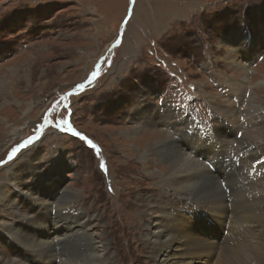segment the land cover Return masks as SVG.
I'll list each match as a JSON object with an SVG mask.
<instances>
[{
    "label": "rangeland",
    "instance_id": "374dc122",
    "mask_svg": "<svg viewBox=\"0 0 264 264\" xmlns=\"http://www.w3.org/2000/svg\"><path fill=\"white\" fill-rule=\"evenodd\" d=\"M0 80V160L33 138L0 167V187L17 206L0 195V220L17 224L33 213L34 222L42 213L32 209L51 211L45 224L66 239L55 244L62 253L89 243L71 231L76 221L88 226L94 245L109 247L116 264H152L147 241L133 231L143 214L135 197L172 199L178 190L160 175L168 160L145 154L149 137L163 140L159 129L172 145L191 147L198 161L218 152L216 159L229 163L223 147L204 149V136L192 127L226 122L227 153L239 152L238 137L264 159V138L256 133L264 135V0H0ZM144 128L150 132L142 136ZM209 169L223 180L217 164ZM231 176L241 185L249 179L240 170ZM230 191L239 198L233 185ZM62 204L72 214L64 221L58 218L68 215L57 217ZM81 211L84 217L75 214ZM5 233L0 222V252L11 257ZM57 254L38 256L49 264Z\"/></svg>",
    "mask_w": 264,
    "mask_h": 264
},
{
    "label": "bare ground",
    "instance_id": "6f19581e",
    "mask_svg": "<svg viewBox=\"0 0 264 264\" xmlns=\"http://www.w3.org/2000/svg\"><path fill=\"white\" fill-rule=\"evenodd\" d=\"M236 63V66L240 69H246L248 65V63L242 64V61H240V64L238 61H236ZM231 83L235 86L234 89H236V91L242 90V87L237 86L233 80H231ZM237 95L241 96L240 94ZM253 99H255V97ZM255 104V102L252 103L253 106ZM29 105V107H31L32 102ZM14 106V103H10L4 108L7 107L9 109ZM249 110L251 109L249 108ZM147 114L148 113H146V115ZM166 117L170 118L169 116ZM135 119H138L137 114ZM149 119L152 118L149 117ZM197 123L198 120L193 122V124ZM205 124L192 126L194 129L193 133L198 132L204 136L203 138L206 140V147L204 149L212 147L216 150H220L223 147V157L227 159V156L230 155L232 157H230L229 160L231 159L233 161L229 163L219 162L216 159L220 154L218 152L213 156H211L209 152L203 153L200 156L201 161H198L195 159L193 155L194 151L190 149L191 147H189V151H185L181 145H172L170 140L166 137L168 134L166 135L157 128L158 134L161 136L163 135V140L156 142L154 140L155 137H149L151 141L146 140L144 142L143 150L145 154L151 151V153L159 154L160 158L168 160V167H166V165L165 172L160 175L163 178V182L171 180L172 185L178 192L176 197L174 195L172 199L165 195H152V197L145 194L137 195L135 197V202L139 211L142 210L143 214H138V221L133 222V226H136V229L134 228L133 231L136 232L135 235L138 233L140 235L142 233V238L147 241L148 247L146 251L152 259L149 260L152 261V264H194L200 262L206 264H264V163H261L264 162V159L259 155L261 150H257V147L252 145L248 147V144L239 140L238 137H235L239 143V152L230 150L228 151L229 153H227L226 151L228 149H225L224 145L221 143L223 140L222 134L224 133L222 128L225 127V130L228 128L226 122H223L219 129L207 128ZM147 127L149 126L145 128ZM145 128L142 130V136L150 132ZM230 128L231 127H229V129ZM14 132L17 134L16 129H14ZM186 133L189 134L188 129L182 130V135ZM256 133L260 136L259 140L264 138L263 132L259 128L256 129ZM158 134H156L157 137H159ZM261 134L263 135L262 137ZM137 139L143 141L145 138L140 137ZM181 140H188V138L182 136ZM128 141L134 142L135 139L131 140L129 138ZM136 142L138 143V141ZM258 143L260 142H256V144ZM197 147H199V143L195 146V150L198 154L199 150ZM204 149H202V151ZM144 152H142V154H144ZM214 163L223 170V180L218 179L210 171L209 168L213 167ZM227 168L230 170H227ZM239 170L243 172V177L245 175L249 176L246 185H241L242 183L238 184L237 180H232L233 177L231 175ZM199 178L201 181H199ZM225 183L227 190L223 187ZM232 185L239 198L230 191ZM250 190L256 194L249 195L245 198L248 193H253ZM0 195L2 199L8 201L9 206L15 209L17 208L16 205L14 206L15 201L11 196H8V192H6L3 187H0ZM158 197L159 199L166 198V200L159 201V199H157ZM228 197H230V199ZM35 200L38 202L37 199ZM66 203L67 204L64 205L69 204L68 201ZM64 205L59 207L57 217H59V213L65 215L70 214L69 210L71 207L66 209L67 206L64 207ZM32 211L35 215L42 213L41 216L43 219L40 216L34 222H30L35 218V216H32L33 213H31V216L30 214L21 216L23 217L22 221H19L17 224L8 222L10 224L8 225L3 220H0L1 228L6 231L5 234H7L9 238V249L12 247L15 249V254L12 253L14 256L11 257H6L5 253H2V251L0 252L1 260L5 261L4 264H44L39 259L38 255L46 254L47 252L61 253L56 255L57 258H55L56 256L49 258L51 262L49 264H116L111 257L109 247L104 244L100 247L94 245L95 241L91 237L92 233L90 234L87 230L88 226L80 227L81 223L78 222L79 226L77 227L76 221L73 223L75 226L71 225V231H74L76 236L79 235L80 238L86 235L85 237L89 240V243L84 242L80 246H76V249H69L68 253H72L71 256L62 253L59 248H61L60 246L66 239L53 237L51 227H46L45 224L48 218L51 217V211L45 215L41 210L32 209ZM148 213L149 215H147ZM75 214L82 215L83 217L85 216L83 211L75 212ZM70 215L72 216V214ZM143 215H146L148 222H144L145 218ZM54 219L57 220L56 218ZM58 219L64 221V219L67 220L70 219V217L69 215L61 216ZM26 222L30 225H24ZM39 223H41V225H39ZM84 223H86L85 219ZM226 225H228L227 235L224 236V234H219L221 229H224ZM61 229H63V227H61L60 230ZM212 236L213 238H211ZM74 241L78 242V240ZM56 243L60 245L59 248L56 247ZM34 252L39 254L37 255ZM59 255L61 257H58Z\"/></svg>",
    "mask_w": 264,
    "mask_h": 264
},
{
    "label": "snow or ice",
    "instance_id": "6c2138e0",
    "mask_svg": "<svg viewBox=\"0 0 264 264\" xmlns=\"http://www.w3.org/2000/svg\"><path fill=\"white\" fill-rule=\"evenodd\" d=\"M95 74H96L95 72L92 73L93 76H95ZM81 87H82V85H81ZM32 141H33V138H29L28 141H26V142L22 143L21 145H19V146L13 148V149L8 153L6 160H0V167H2L4 164L8 163L9 161H12V160L16 157L17 153H18L22 148H25V147H27L29 144H31ZM261 163H264V162H261Z\"/></svg>",
    "mask_w": 264,
    "mask_h": 264
}]
</instances>
